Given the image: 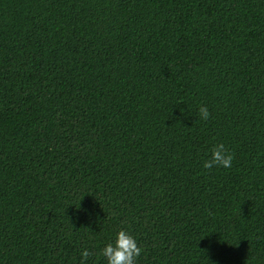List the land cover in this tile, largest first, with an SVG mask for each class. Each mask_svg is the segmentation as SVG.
Returning <instances> with one entry per match:
<instances>
[{
	"label": "trees",
	"instance_id": "16d2710c",
	"mask_svg": "<svg viewBox=\"0 0 264 264\" xmlns=\"http://www.w3.org/2000/svg\"><path fill=\"white\" fill-rule=\"evenodd\" d=\"M121 228L137 264H264V0H0V264Z\"/></svg>",
	"mask_w": 264,
	"mask_h": 264
},
{
	"label": "clouds",
	"instance_id": "9594fccd",
	"mask_svg": "<svg viewBox=\"0 0 264 264\" xmlns=\"http://www.w3.org/2000/svg\"><path fill=\"white\" fill-rule=\"evenodd\" d=\"M199 117L207 121L210 112L206 105L199 107ZM233 154L230 153L223 143L215 144L210 150V157L203 161V167L210 169L213 166L228 169L232 166ZM143 252V248L138 246L137 238L130 231L119 229L113 237L104 244L100 255L104 257L106 264H137V260ZM90 252L84 249L81 252L80 264H85Z\"/></svg>",
	"mask_w": 264,
	"mask_h": 264
}]
</instances>
